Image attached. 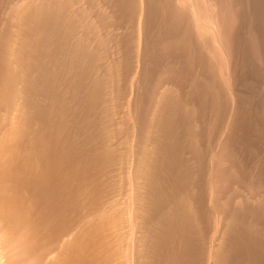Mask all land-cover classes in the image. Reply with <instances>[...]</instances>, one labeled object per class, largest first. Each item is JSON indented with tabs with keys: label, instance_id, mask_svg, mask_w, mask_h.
<instances>
[{
	"label": "bare ground",
	"instance_id": "1",
	"mask_svg": "<svg viewBox=\"0 0 264 264\" xmlns=\"http://www.w3.org/2000/svg\"><path fill=\"white\" fill-rule=\"evenodd\" d=\"M13 1L0 264H264V0Z\"/></svg>",
	"mask_w": 264,
	"mask_h": 264
},
{
	"label": "rangeland",
	"instance_id": "2",
	"mask_svg": "<svg viewBox=\"0 0 264 264\" xmlns=\"http://www.w3.org/2000/svg\"><path fill=\"white\" fill-rule=\"evenodd\" d=\"M1 1H2V3L0 4V10H1V8H3V9L5 8V9H4V11H5V10L8 8L7 11H5L4 13H3V11H2L3 9H2L1 12H0V15H1V14H4V15H1L2 17L0 18V20H2V21H0V22H1L2 25H3L4 23H6L7 18L9 19V17H8V14H10L9 11H10L11 9H13V6H14L15 3H12L13 0H10V1H9V0H6V1L1 0ZM1 1H0V2H1ZM8 1H9V3H6V2H8ZM4 2L7 4V6L5 5ZM10 2H11V4L13 5V6L11 7V9H9L10 6H11ZM13 2H16V1L14 0ZM3 3H4V4H3ZM1 5H2V7H1ZM4 6H5V7H4ZM215 7H216V8H215ZM215 7L213 6V8L216 9V11H218L217 9L220 10V8H219L218 5L215 6ZM217 7H218V8H217ZM8 10H9V11H8ZM6 12H8V13L5 14ZM5 15H7V18H5V17H6ZM10 15H11V14H10ZM10 15H9V16H10ZM2 18H3V19H2ZM4 18H5V19H4ZM114 18H115L116 21L114 20ZM114 18L111 19V20H112L111 22H113V20H114L115 23H117V20L119 21V17H118V19H117L116 17H114ZM5 20H6V21H5ZM4 21H5V22H4ZM113 23H114V22H113ZM0 25H1V24H0ZM236 58L239 59V57H236V56H235V57H233L232 62H231V59H232V58H230L229 61H228V64H230L229 66H230V67L232 66V67H231V69H232L231 74H232L233 71L235 70V69L233 68L234 65H235V67H236V64L239 63V61H240V59H239V61H238ZM234 59H235V60H234ZM233 61H234V62H233ZM235 61H236L237 63H235ZM148 62H149V60H148ZM151 62H152V61H151ZM151 62H150V63H151ZM139 64H140L139 66L141 67L142 64H141V63H139ZM151 64H152V63H151ZM165 64H166V63H165ZM231 64H233V65H231ZM143 65H144V64H143ZM145 65H146V63H145ZM145 65L142 66V67H145ZM153 65H154V62H153ZM227 66H228V65H227ZM230 67H229V69H230ZM146 68H147V67H146ZM146 68H142V69H145V70H144V73H145L146 70H147L146 73H150V71H151V70L153 71V69H154L153 67L151 68V70L148 69V68H150L149 66H148L147 69H146ZM158 68H159V67H158ZM148 70H149V71H148ZM156 70H157L158 72H156ZM154 71H155V72H151V73H150V76H149V74H146V75H148L147 77H146V75H145L146 78L149 77V78H148L149 80H147V81H148V82L151 81V82H150L151 85L154 86V87L152 86L153 91H154V89L156 90L154 82L156 83V82H157V81H156V80H157L156 78L159 77V75H158V74H159V69H157V68L155 67V70H154ZM228 72H229V71H228ZM156 74L158 75V77H157ZM229 74H230V73H229ZM124 75H125V74H122V76H124ZM122 76H121V77H122ZM231 76H233V75H231ZM125 78H126V77H124V78L122 79V82H125ZM151 78H152V79L155 78V79H154L155 81H154V80H150ZM229 78H230V76H229ZM233 78H234V77H231V80H233ZM236 81H237V82H236ZM150 83H147V86H148V84H149V86H148V87L146 86V87H147L146 90H149V91H150V90L152 89ZM234 83H235V84H234ZM234 83H233V81H232V84L235 85L234 88H232V90H234V94H237V93H238V94L235 95V96H233V95H234V94H233L232 96L235 97V98H233V97L231 96V97H232L231 101H232V100H235V99L239 100V99H242V98H247V96L249 95L250 98L248 97L247 100L250 101L249 99H252V100L250 101V103L253 102L252 94L249 93L250 91L247 90V94H248V95H247V94L245 93L246 90H244L243 87L238 86V84H237V83H239L238 80H235ZM240 84H241V83H239V85H240ZM263 86H264V84H263L262 87H261V88H262V89H261V92H262V93H261V96L264 95V87H263ZM231 87H233V86H231ZM148 88H150V89H148ZM157 88L159 89L158 86H157ZM158 89H157V90H158ZM241 89H243V93H245V94H243V93L241 94V93H240V92H242ZM235 90L237 91V93H235ZM153 91L151 90L150 92H153ZM244 91H245V92H244ZM226 92H227V91H226ZM226 92H225V90H224L222 93H223L224 95H227V94H225ZM239 93H240L241 95H240ZM231 94H232V93H231ZM231 94H230V95H231ZM239 95H240L241 97H239V99L236 98V97H238ZM242 96H245V97H242ZM262 97H263V96H262ZM263 99H264V97H263ZM261 100H262V98H261ZM235 101H236V100H235ZM235 101H232V102H234L233 104H232V102L228 104V106H230V107L227 106L229 112L226 110L227 113H226V117H225V118H226V119H229V120H225V121H226V122L228 121L227 124L229 125V128H230L231 126H233V124H235L234 126H236V127H233V128H234V130H235V128H236V133H237V131H238L239 135H242V134L244 135V133H245V131H246L245 128H247V124L245 123L246 121H244V122L237 121L236 123H235L234 121H233V123L231 122V121L233 120V118H232V117H233V113L235 112V107H234V106H235V104L238 102V101H236V102H235ZM254 103H255V102H254ZM252 104H253V103H252ZM252 104H250V106H251V110H253V106H252ZM231 105H232V106H231ZM253 105H255V104H253ZM232 107H233V108H232ZM249 108H250V107H249ZM263 108H264V107H263ZM229 113H230V114H229ZM212 115H213V114H212ZM231 115H232V117H231ZM213 116H214V115H213ZM213 116H211V118H212V119H215V116H214V118H213ZM229 116H230V117H229ZM230 118H231V119H230ZM216 120H217V119L213 120V124H215V125H213V124L211 125V130H213V128H214L215 126H217L216 123L219 124V122H216ZM230 120H231V121H230ZM214 121H215L216 123H214ZM226 122H225V123H226ZM230 122H231L232 124H231ZM211 123H212V121H211ZM225 123H224V124H225ZM237 123H239V124H237ZM240 123H242V125H241ZM244 123H245V124H244ZM227 124H226V125H227ZM243 124L246 125V126L243 127ZM226 125H225V126H226ZM239 125H240V126H239ZM131 128H133V127H131ZM241 128H242V129H241ZM133 129H134V128H133ZM225 129H226V128H224V129H223V132H222V135H223L224 137H225V136H228V133H227L228 128H227L226 130H225ZM240 129H241V132H239ZM243 129H244V130H243ZM241 133H242V134H241ZM219 135H220V134H219ZM219 135H215L216 137L213 136V137L211 138V142H212V139L214 138V139H213V142L210 143V145H212L211 148H213V147H214V144H216V141H215L216 139L219 140V139L221 138V139H224V140H225V139L228 138V137H227V138H226V137L223 138L222 135H221L222 137L219 136ZM243 135H242V136H243ZM217 137H220V138H217ZM258 140H259V142H260L261 145L264 144V142H263L264 139L261 140V139L258 138ZM260 140H261V141H260ZM259 142H258V144H259ZM262 142H263V143H262ZM260 144H259L260 148L264 151V149H263V148H264V145L261 146ZM243 151H244V150H243ZM245 153H246V154H245ZM243 155H245V156H243ZM243 155L240 154L241 158H240V156H239V158H240L241 160L246 159L245 157L248 156V154H247L246 151L243 153ZM242 158H243V159H242ZM247 158H249V157H247ZM122 178H123V177H122ZM124 178H125V179L121 180V181H122V184H124L123 181L126 182V177H124ZM119 180H120V178H119ZM97 192H98V191H97ZM132 193H133V192H131L130 194H132ZM94 198H95V197H94ZM92 228H93V227H92L91 225L88 226V227L86 228L85 238H84V239L82 240V242H81L82 264H97L95 258L93 257V250H94V249H92L90 245H91L93 242H95V243L97 244L98 238L96 237L95 231H93V232L91 233ZM60 231H61V229H54V231L52 232V234L55 236L54 239H56V238L59 236ZM97 232H98V231H97ZM92 234H93V235H92ZM93 236H94V237H93ZM57 264H60V262H58Z\"/></svg>",
	"mask_w": 264,
	"mask_h": 264
}]
</instances>
